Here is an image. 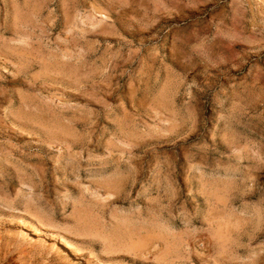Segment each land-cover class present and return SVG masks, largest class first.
<instances>
[{"label":"rangeland","instance_id":"obj_1","mask_svg":"<svg viewBox=\"0 0 264 264\" xmlns=\"http://www.w3.org/2000/svg\"><path fill=\"white\" fill-rule=\"evenodd\" d=\"M0 264H264V0H0Z\"/></svg>","mask_w":264,"mask_h":264},{"label":"bare ground","instance_id":"obj_2","mask_svg":"<svg viewBox=\"0 0 264 264\" xmlns=\"http://www.w3.org/2000/svg\"><path fill=\"white\" fill-rule=\"evenodd\" d=\"M31 230V229H30Z\"/></svg>","mask_w":264,"mask_h":264}]
</instances>
